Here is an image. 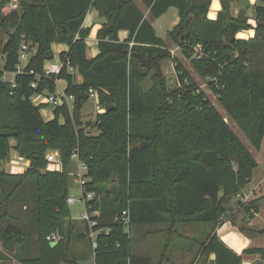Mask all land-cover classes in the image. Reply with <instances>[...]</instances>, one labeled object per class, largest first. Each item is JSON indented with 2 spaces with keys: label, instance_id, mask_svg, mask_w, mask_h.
Listing matches in <instances>:
<instances>
[{
  "label": "trees",
  "instance_id": "1",
  "mask_svg": "<svg viewBox=\"0 0 264 264\" xmlns=\"http://www.w3.org/2000/svg\"><path fill=\"white\" fill-rule=\"evenodd\" d=\"M11 1L0 0V31L7 36L0 69V163L15 152L29 166L22 174L0 170V262L78 264L70 251L73 236L80 233L89 240L95 264H155L152 257L134 253L133 228L165 226L176 235V224H205L210 230L198 247L199 258L242 264L243 256L223 242L217 229L228 219L238 227L234 218L243 212L247 219L239 231L250 237L264 235L248 222L260 212L264 195L248 203L238 199L259 164L190 70L171 54L168 42L157 36L151 20L171 8L178 10L180 22L168 33L169 40L191 58L193 71L260 150L264 0L253 7L255 28L246 9L232 16L236 0H220L222 10L215 20L208 18L212 0H140L149 10L148 18L132 0H17L18 10L8 7ZM91 10L108 19L97 32L96 58L87 56L91 28L84 23ZM250 29L255 30L253 39L237 38ZM121 31L129 32L123 42ZM25 42L37 51L13 84L6 74L16 71ZM54 44L69 46L60 58L70 57L82 84L66 70L58 77L43 76L46 54ZM135 54L150 60L151 70ZM168 60L177 72L175 86L163 72ZM148 78L152 83L144 90ZM60 80L67 82L65 93L75 98L74 106L54 107V119L45 121L41 110L48 106L35 105L33 97L46 91L55 94ZM91 91L102 108L113 106L98 113L93 123L82 120ZM49 152L60 157L61 170L51 169ZM75 152L88 166L83 192L94 194L88 205L100 212L96 251L87 224L81 221L78 226L67 202L77 169ZM126 210L129 229L115 221ZM52 232L60 237L55 247L47 241ZM244 255H260L264 261V249L246 250ZM156 264L176 263L163 254Z\"/></svg>",
  "mask_w": 264,
  "mask_h": 264
},
{
  "label": "rangeland",
  "instance_id": "2",
  "mask_svg": "<svg viewBox=\"0 0 264 264\" xmlns=\"http://www.w3.org/2000/svg\"><path fill=\"white\" fill-rule=\"evenodd\" d=\"M135 2L144 12L147 8L141 3L140 0H132ZM172 11V10H171ZM169 11L163 19V23H168L172 18V13ZM7 41V36L4 35L0 31V69L3 67L4 64V57L1 54L2 48ZM169 50L171 54L177 58V61L181 62L182 64L186 65V67L190 70L191 75L195 77V80L198 82L201 89L207 94L208 99L216 106L217 110L222 114L225 121L229 123L233 131L239 137L241 143L248 149L251 153L255 161L259 164L264 163V139L261 145L260 150L254 148L252 143L250 142L248 136L240 129L235 121L231 119L228 112L225 111L221 104L219 103L217 97L211 92L209 87L206 85V80H202L197 76V74L193 71L192 67L190 66L189 62L191 58H187L184 56L182 49L179 46H175L172 44L169 38L167 39ZM54 59L52 62L59 61L60 58V48H54ZM61 60V58H60ZM163 72L170 81V85H176V78L177 72L174 66L173 61L168 60L163 62ZM7 78H11V75H7ZM150 78L146 79L143 83L144 90H148L151 86ZM68 84L65 80H61L58 82L55 95L60 96L66 92ZM97 104L95 100L90 99V101L84 106L83 112V121L87 122H94L95 118L98 114ZM41 115L45 121H51L54 119V112L49 107H43L41 110ZM92 134H97V131H92ZM54 153V152H49ZM29 163L19 158V156L15 152L10 153V157L5 161L0 163V170H4L11 174H22L25 172ZM51 169H58L57 165L51 167ZM70 197H73L77 200V202L73 205H69L71 218L77 221L78 226H81V217L85 213V205L80 201L82 199V190L77 187V185L73 182L72 189L70 191ZM236 207V204L233 205ZM247 219L245 214L241 212V214H237L235 221L237 222L238 227H243L244 219ZM231 222V220H225V222ZM232 223V222H231ZM169 227L165 226H150V227H139L133 228L131 231V237L133 239V251L135 254L138 255H146L150 256L155 259V264L158 263L159 258L165 254L168 255L173 262L176 264H191L195 260V253L194 251H198V247L200 243L204 242L209 233V226L205 224H176L175 230L176 235L171 234L169 231ZM54 233V232H52ZM51 233V234H52ZM174 235V236H172ZM172 236V237H171ZM187 236L191 239L185 241L182 240L181 237ZM191 248L193 252H191L190 257L188 258V254H185L184 251L186 249ZM1 250V249H0ZM193 253V254H192ZM199 257V255H198ZM70 258L72 260H76L78 264H95L94 257L91 253V249L89 246V240L82 236L80 233H76L72 238V246L70 251ZM207 258V257H206ZM193 259V260H191ZM208 258L207 264H215L214 258L209 261ZM260 260V259H259ZM257 261V260H256ZM256 261L252 264H256ZM0 264H20L15 260H4L1 261Z\"/></svg>",
  "mask_w": 264,
  "mask_h": 264
},
{
  "label": "crops",
  "instance_id": "3",
  "mask_svg": "<svg viewBox=\"0 0 264 264\" xmlns=\"http://www.w3.org/2000/svg\"><path fill=\"white\" fill-rule=\"evenodd\" d=\"M240 1L241 0H236L231 4L232 16L234 18H237L241 12V9H246L245 13H246L247 17L249 18V24L253 28H255L256 22L253 19V15H254L253 7L258 4L257 0H248V2L250 3V6L248 8H243L241 6ZM221 10H222V5H221L220 0H212V4L210 7L208 18L215 20L218 17V14ZM169 11H171V13H172V18L169 21V24L166 22L164 24L163 23V21H164L163 17L166 14H168ZM169 11L166 14H164L162 17L155 19V20H151V23L156 30L157 36L162 38L163 40H166V41L168 39V33L170 31H172L180 22V16H179L178 10L175 8H171ZM144 13H145L146 18H148L149 10L148 9L145 10ZM99 17H100L99 13L96 10H91L89 12V14L87 15V18H86L85 23H84V27L91 28V35H90L89 39L87 40V56H88V58H96L100 54V51L98 48L97 32L101 28V25L96 24V19ZM118 36H119L120 41L123 42L129 37V32L121 31ZM254 37H255V30L254 29H250L248 31L240 32L237 35V38L240 40H251ZM55 47L60 48V55L64 52L69 51V46H67V45L54 44L52 46L53 53H54ZM58 60L60 61V58ZM59 61H57V62H59ZM57 62H54V63H57ZM74 76L76 78V82L78 84H82V82H83L82 76L78 72H76V74ZM48 107L51 108V106H48ZM263 195H264V163L259 162V167L255 171L254 177L251 180L248 187L243 190L242 196H243V198L247 199L249 202V201H252L254 199L260 198ZM248 222H249V226L251 228H253L255 230H264V202L262 203V205L260 207V212L258 214H256L252 219H250ZM217 233L220 236V238L223 240V242L230 249L235 251L237 254L243 256V263L242 264H252L256 260L260 259V255L248 256V255H244V252L246 250H250V249H254V248L264 249V235L254 236V237L247 236L246 234L240 232L238 227L234 226L230 221L223 223L217 229ZM189 239H191V238H189L187 236H184L182 238V240H184V243H186L185 241H187ZM184 252H185V254H188V258H189L191 255L190 253L193 251L191 248H188ZM194 253H195L196 257H195V260L193 261V264H201L202 259L198 257L197 251L196 252L194 251ZM213 258H214V256H212L209 259V261ZM191 260H193V259H191Z\"/></svg>",
  "mask_w": 264,
  "mask_h": 264
},
{
  "label": "built area",
  "instance_id": "4",
  "mask_svg": "<svg viewBox=\"0 0 264 264\" xmlns=\"http://www.w3.org/2000/svg\"><path fill=\"white\" fill-rule=\"evenodd\" d=\"M8 7L11 10H18L19 9V3L17 0H12L9 4ZM201 50V49H200ZM37 48L29 43L25 42L21 46V51L19 55V64L17 66V69L14 73L9 74L11 75V78H5L9 80L11 83L14 84L15 82V77L17 75H22L25 73V67L26 64L29 62L30 58L36 53ZM200 51H196L194 56L198 57ZM64 70L67 71V73L75 75L77 72V69L74 68L71 65L70 62V57L66 56L65 59H61L59 62L54 63L52 61H47L45 66H44V75L45 77H58ZM32 75H35L33 71L30 72ZM8 75V73H7ZM211 81H216V78L214 77L211 79ZM58 84V81H57ZM206 85L208 86L207 82ZM33 87H36V83L33 84ZM213 93V91H211ZM207 95V94H206ZM91 97L93 100H95L97 106V111L98 113H103L105 112V109L102 108L98 102V96L96 92L91 91ZM215 97H217L215 95ZM218 98V97H217ZM74 101L75 98L73 96H67L66 93L61 94L60 96H56L55 94H52L48 91L37 94L33 97V102L35 105H46V106H51L53 105L54 107L56 106H63L65 103L69 105V107L72 109L74 106ZM73 160L76 163L77 169L74 172V183L77 185L79 189L82 190V199L80 200L84 205H85V213L81 217L82 222L86 223L89 229V234L88 237L92 241V248L94 251L97 250L98 248V243H97V237L99 235V232L95 231V228L98 226V218L100 216V212L98 210L93 209L90 205H88V202H91L94 199V194L93 193H88V192H83L84 186L87 184V178L86 174L88 172V166L86 163L82 162L79 160V155L77 152L73 153L72 155ZM48 161L53 163L54 165H57L58 169H62V162L60 157L56 153H51L48 155ZM238 199L242 203H248V200L243 198L242 194L238 195ZM69 205H73L77 202V200L73 197H69L67 200ZM116 222L123 223L126 228L129 229L130 225V212L128 210L122 212L120 215H118L115 219ZM60 240L59 234L58 233H52L47 237V241L52 243H58Z\"/></svg>",
  "mask_w": 264,
  "mask_h": 264
},
{
  "label": "water",
  "instance_id": "5",
  "mask_svg": "<svg viewBox=\"0 0 264 264\" xmlns=\"http://www.w3.org/2000/svg\"><path fill=\"white\" fill-rule=\"evenodd\" d=\"M240 3H241V6H242L243 8H248V7L250 6V3L248 2V0H241ZM96 24H99V25H101V26L107 25V24H108V19H107L106 17H99V18L96 19ZM63 30H64V29H63ZM135 57L138 58V59L141 61V63L143 64V66H144L145 68H147L148 70H151V68H152V64H151V61H150V60L145 59L144 56H143L142 54H135ZM53 58H54V53H53V51H50V52H48V53L46 54V60H47V61H51ZM51 108L53 109L54 106L51 105ZM112 108H113L112 105H111V106H106L105 110L108 112V111H110ZM57 244H58V243H52V244H51V247H55V246H57ZM207 262H208V258H206V257L202 258V260H201V264H207ZM256 264H264V261H262V260H257V261H256Z\"/></svg>",
  "mask_w": 264,
  "mask_h": 264
}]
</instances>
